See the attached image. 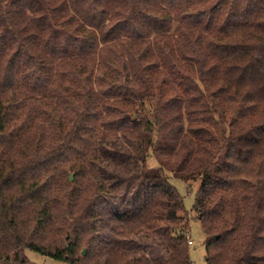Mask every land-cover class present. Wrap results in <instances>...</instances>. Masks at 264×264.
<instances>
[{"label":"trees","instance_id":"16d2710c","mask_svg":"<svg viewBox=\"0 0 264 264\" xmlns=\"http://www.w3.org/2000/svg\"><path fill=\"white\" fill-rule=\"evenodd\" d=\"M167 175L264 264V0H0V264H191Z\"/></svg>","mask_w":264,"mask_h":264},{"label":"rangeland","instance_id":"374dc122","mask_svg":"<svg viewBox=\"0 0 264 264\" xmlns=\"http://www.w3.org/2000/svg\"><path fill=\"white\" fill-rule=\"evenodd\" d=\"M147 166H156V161L152 157V155H150L147 160ZM110 174L113 175V172H111ZM167 177L169 184L178 192V194L183 199V206L187 220L186 237H188V239L192 242V244L188 247V255L191 264H207L204 248L205 237L199 222L195 219V215L192 212L194 196L198 190V182L186 184L183 181L172 177L171 175H167ZM127 195L126 201L129 198V195ZM179 215L182 216L183 214ZM23 254L30 264H67L63 261H57L30 250H24Z\"/></svg>","mask_w":264,"mask_h":264},{"label":"built area","instance_id":"2783aa9c","mask_svg":"<svg viewBox=\"0 0 264 264\" xmlns=\"http://www.w3.org/2000/svg\"><path fill=\"white\" fill-rule=\"evenodd\" d=\"M186 240H187V244L188 245H191L192 244V242L188 239V237H186Z\"/></svg>","mask_w":264,"mask_h":264},{"label":"water","instance_id":"95a60500","mask_svg":"<svg viewBox=\"0 0 264 264\" xmlns=\"http://www.w3.org/2000/svg\"><path fill=\"white\" fill-rule=\"evenodd\" d=\"M70 180H72V176H70ZM85 251H82V255L84 254Z\"/></svg>","mask_w":264,"mask_h":264}]
</instances>
